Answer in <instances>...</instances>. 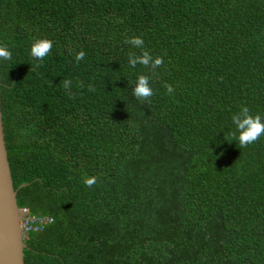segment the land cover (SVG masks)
<instances>
[{
	"label": "trees",
	"instance_id": "trees-1",
	"mask_svg": "<svg viewBox=\"0 0 264 264\" xmlns=\"http://www.w3.org/2000/svg\"><path fill=\"white\" fill-rule=\"evenodd\" d=\"M134 35L155 73L129 66ZM37 37L53 48L31 70ZM0 42L18 204L55 217L25 264H264V136L225 138L242 106L264 118V0H0Z\"/></svg>",
	"mask_w": 264,
	"mask_h": 264
},
{
	"label": "clouds",
	"instance_id": "clouds-1",
	"mask_svg": "<svg viewBox=\"0 0 264 264\" xmlns=\"http://www.w3.org/2000/svg\"><path fill=\"white\" fill-rule=\"evenodd\" d=\"M125 43L130 44L133 48L139 49L140 52H130L128 54V64L130 67L135 68L137 64L143 65L145 68H149L153 73L158 67L163 65V57L153 55L145 48V41L142 36L134 35L130 38H126ZM53 41L47 37H37L33 40L30 49V55L34 63H32V69L38 68L42 65L45 57L52 51ZM83 50L75 54L74 59L77 63L85 57ZM12 60V52L8 45L4 42H0V61ZM129 84H134L132 95L140 101L142 104H150L151 97L154 95L153 88L151 87L150 77L145 74H140L134 81H129ZM62 85L68 95H74L70 89L72 81L69 79H63ZM5 86L3 82H0V87ZM89 91H94V85H89ZM166 94L173 95L175 88L170 83H165ZM232 122L235 125V130L231 131L225 138L229 141H238V146L243 149L250 144L255 143L257 140L264 136V118L260 114H252L250 108L244 105L240 108V111L233 114ZM97 182V177H85L84 184L87 187H92ZM20 207V206H19Z\"/></svg>",
	"mask_w": 264,
	"mask_h": 264
},
{
	"label": "water",
	"instance_id": "water-1",
	"mask_svg": "<svg viewBox=\"0 0 264 264\" xmlns=\"http://www.w3.org/2000/svg\"><path fill=\"white\" fill-rule=\"evenodd\" d=\"M24 236L17 189L6 146L0 87V264H25Z\"/></svg>",
	"mask_w": 264,
	"mask_h": 264
},
{
	"label": "built area",
	"instance_id": "built-area-1",
	"mask_svg": "<svg viewBox=\"0 0 264 264\" xmlns=\"http://www.w3.org/2000/svg\"><path fill=\"white\" fill-rule=\"evenodd\" d=\"M20 216L22 217V225L24 235L33 231L44 229L48 223L54 221L53 215L41 212H33L28 206L19 207Z\"/></svg>",
	"mask_w": 264,
	"mask_h": 264
}]
</instances>
